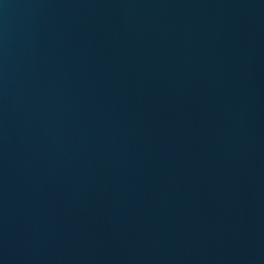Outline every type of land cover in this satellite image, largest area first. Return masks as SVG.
<instances>
[{"label":"water","instance_id":"95a60500","mask_svg":"<svg viewBox=\"0 0 264 264\" xmlns=\"http://www.w3.org/2000/svg\"><path fill=\"white\" fill-rule=\"evenodd\" d=\"M0 264H264V0H0Z\"/></svg>","mask_w":264,"mask_h":264}]
</instances>
